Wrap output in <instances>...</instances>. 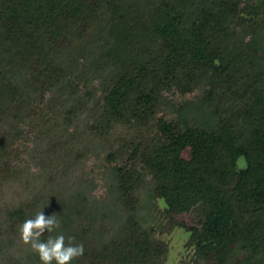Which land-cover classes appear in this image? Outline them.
<instances>
[{
    "label": "trees",
    "instance_id": "trees-1",
    "mask_svg": "<svg viewBox=\"0 0 264 264\" xmlns=\"http://www.w3.org/2000/svg\"><path fill=\"white\" fill-rule=\"evenodd\" d=\"M40 211L71 264H264V0H0V264Z\"/></svg>",
    "mask_w": 264,
    "mask_h": 264
},
{
    "label": "clouds",
    "instance_id": "clouds-1",
    "mask_svg": "<svg viewBox=\"0 0 264 264\" xmlns=\"http://www.w3.org/2000/svg\"><path fill=\"white\" fill-rule=\"evenodd\" d=\"M60 228V222L53 214L46 216L43 211L35 214L34 218L26 219L19 226L22 242L30 245L38 254L41 264H71L84 255V245L75 243V237L66 238L63 234L51 235ZM49 233L46 241L42 240L45 232Z\"/></svg>",
    "mask_w": 264,
    "mask_h": 264
},
{
    "label": "rangeland",
    "instance_id": "rangeland-1",
    "mask_svg": "<svg viewBox=\"0 0 264 264\" xmlns=\"http://www.w3.org/2000/svg\"><path fill=\"white\" fill-rule=\"evenodd\" d=\"M95 161H92V165ZM94 174L97 178L96 193L98 195L105 193V184L100 176V168L94 169ZM158 220H162L163 225L167 221L165 205L163 201L159 200V208L157 209ZM179 218L187 219L186 214L179 215ZM158 235L169 241L170 250L168 254V264H186L189 251L185 248L184 244L188 237V232L180 227L176 226L171 230L158 231ZM190 264V263H189Z\"/></svg>",
    "mask_w": 264,
    "mask_h": 264
}]
</instances>
